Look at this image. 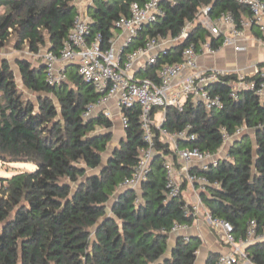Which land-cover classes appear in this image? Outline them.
I'll use <instances>...</instances> for the list:
<instances>
[{
	"label": "trees",
	"instance_id": "16d2710c",
	"mask_svg": "<svg viewBox=\"0 0 264 264\" xmlns=\"http://www.w3.org/2000/svg\"><path fill=\"white\" fill-rule=\"evenodd\" d=\"M81 1L0 0V51L13 43L31 56L59 54ZM147 2L91 0V35L101 34L109 47L117 21L131 15L134 3ZM161 6L166 15L145 26L124 55L148 39L177 37L188 25L191 30L137 78L181 62L192 43L199 47L210 39L214 48L222 44L223 36L211 38L199 22L203 8L210 9L213 20L223 13H231L238 23L250 16L235 0H164ZM16 65L35 99L25 97L9 61L0 60V162L32 164L35 170L0 179V264H195L200 238L186 242L181 237L170 247L173 226L191 227L195 217L188 215L191 209L183 196L169 198L164 161L175 157L169 145L157 140L152 171L138 191L120 188L133 175L145 147L140 109L125 111V136L108 155L114 123L102 112L85 117L102 95L84 81L76 65L66 66V79L57 85L47 81L41 58H19ZM236 79L227 77L209 88L224 102L223 110L208 113L188 101L182 113L167 111L163 128L174 133L190 125V133L198 137L179 141L180 147L212 154L224 144L222 128L230 134L247 130L230 146L228 158L199 172L220 186L203 194L206 208L230 222L239 238L251 221L264 229V97L243 90L235 100L231 83ZM256 80L259 87L262 81ZM247 254L253 264H264V243L249 246ZM219 258L211 254L207 264H218Z\"/></svg>",
	"mask_w": 264,
	"mask_h": 264
},
{
	"label": "built area",
	"instance_id": "2783aa9c",
	"mask_svg": "<svg viewBox=\"0 0 264 264\" xmlns=\"http://www.w3.org/2000/svg\"><path fill=\"white\" fill-rule=\"evenodd\" d=\"M163 1L148 0L144 5L134 3L131 6V15L121 17L115 24L116 32L120 33L110 41L109 47H104L101 34L91 35L90 18L79 9L61 52L54 54L44 51L32 57L43 60L47 69V81L51 85L60 84L66 79L64 74L66 66L78 67L84 81L92 84L102 95L96 104L89 106L85 117L102 112L112 121L118 118L125 130L129 125L125 111L139 108L145 147L140 152L133 175L126 178L120 188L138 191L152 171V162L157 153V140L169 145L175 154V157H167L164 161L169 198L183 196L191 209L188 215L191 214L195 218L205 217L220 233L222 240L230 246V253L221 255L218 264H242L250 261L247 254L249 246L264 243V229L260 231L257 223L251 221L245 236L238 238L230 222L213 217L204 204L203 194H209L210 186L217 188L220 186L199 172L204 173L216 168L220 160L225 158L220 155L222 149L233 145L247 130L239 128L234 134H230L226 128H222L224 144L217 154H212L198 148L180 147L179 141H193L198 137L197 134L190 133L192 129L190 125L181 131L170 133L163 128V123L169 109L182 113L188 101L208 113L223 110L224 102L218 95L212 94L209 88L227 77L237 78L231 83V96L235 100H238L239 93L243 90L256 91L258 95L264 97V70L260 67L255 66L254 73L247 74L220 68L204 69L200 68L198 63L200 56L213 55L223 47L233 46L237 51H243L244 48L238 45V42L244 32L253 26L264 30V0H235L250 12V16L243 17L239 23L231 13H223L213 20L209 15L210 9L203 8L198 16L199 22L209 32L211 38L223 36L222 44L214 48L210 39L199 47L192 43L184 49L181 62L163 65L152 77L137 78L136 75L140 72L147 73L149 68L156 66L161 54L185 41L191 30V26L188 25L177 37L148 39L143 46L124 55L145 26L157 23L166 15L161 6ZM256 78L262 81L259 87ZM177 164L181 166L179 171ZM184 185L187 186L185 190ZM187 193L193 200L185 198ZM189 228L188 225L175 224L171 234H185ZM183 238L186 242L190 239L187 235Z\"/></svg>",
	"mask_w": 264,
	"mask_h": 264
},
{
	"label": "crops",
	"instance_id": "0c3cea01",
	"mask_svg": "<svg viewBox=\"0 0 264 264\" xmlns=\"http://www.w3.org/2000/svg\"><path fill=\"white\" fill-rule=\"evenodd\" d=\"M83 1L79 2V7H82ZM80 9V8H79ZM88 15V7L80 9ZM244 18L249 16L244 15ZM120 32H116L119 35ZM264 30L258 26L246 30L242 38H240L238 45L244 48L243 51H237L233 46L223 47L213 55H202L199 58L200 68H220L229 71H241L247 74L254 73V67L258 66L264 70ZM230 146L227 150L222 149L220 155L228 157ZM178 171L181 166L177 164ZM188 197V193L185 198ZM193 200V197H190ZM187 235L189 238L198 237L202 241V245L197 253L195 264H207L211 254L227 255L231 248L223 240L220 233L215 230L208 220L203 217L195 218L194 224L189 228L185 234H171L170 247L176 244L178 236L183 237ZM242 264H253L251 261H245Z\"/></svg>",
	"mask_w": 264,
	"mask_h": 264
},
{
	"label": "rangeland",
	"instance_id": "374dc122",
	"mask_svg": "<svg viewBox=\"0 0 264 264\" xmlns=\"http://www.w3.org/2000/svg\"><path fill=\"white\" fill-rule=\"evenodd\" d=\"M89 4H91V0H83L80 9H85ZM19 58H33L27 50H16L15 45L13 43H10L8 47L4 50L0 51V60H8L16 77V81L18 83V86L20 90L24 93L25 97L35 99V96L27 90V88L24 86L22 77L20 75L19 69L16 65V62ZM34 59V58H33ZM159 119V117H158ZM114 128H113V139L112 143L109 147V153L117 147V145L120 144V142L123 140V137L125 136V130L119 121L118 118L113 119ZM228 146L225 147V150H227ZM104 157V164L106 163L107 156ZM35 170L34 165L32 164H22V163H15V164H3L0 162V179H8L13 177L14 175L26 172V171H33ZM191 196L188 195V200Z\"/></svg>",
	"mask_w": 264,
	"mask_h": 264
},
{
	"label": "water",
	"instance_id": "95a60500",
	"mask_svg": "<svg viewBox=\"0 0 264 264\" xmlns=\"http://www.w3.org/2000/svg\"><path fill=\"white\" fill-rule=\"evenodd\" d=\"M181 238V236H178V238L177 239H180Z\"/></svg>",
	"mask_w": 264,
	"mask_h": 264
}]
</instances>
